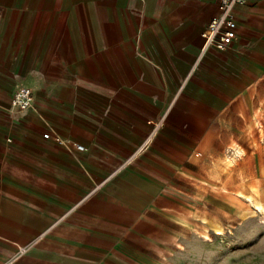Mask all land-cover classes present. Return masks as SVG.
Here are the masks:
<instances>
[{
	"label": "crops",
	"instance_id": "0c3cea01",
	"mask_svg": "<svg viewBox=\"0 0 264 264\" xmlns=\"http://www.w3.org/2000/svg\"><path fill=\"white\" fill-rule=\"evenodd\" d=\"M218 2L0 0V264L190 263L192 166L264 131V0L224 51Z\"/></svg>",
	"mask_w": 264,
	"mask_h": 264
},
{
	"label": "rangeland",
	"instance_id": "374dc122",
	"mask_svg": "<svg viewBox=\"0 0 264 264\" xmlns=\"http://www.w3.org/2000/svg\"><path fill=\"white\" fill-rule=\"evenodd\" d=\"M258 135L249 131L239 139L207 145L204 161L192 166L196 182L205 189L192 185L191 197L184 200V204L191 207L185 213L192 218L189 264H264V222L245 196L236 195L239 189L249 193L244 187L256 180L261 192L257 200L264 204V145L261 141L264 131ZM232 142L246 153L227 167L224 159L232 153ZM214 182L217 186L212 184ZM215 228H222L224 233L216 234ZM174 229L176 235L183 233L180 226ZM203 231H207L212 240H203L199 234Z\"/></svg>",
	"mask_w": 264,
	"mask_h": 264
},
{
	"label": "built area",
	"instance_id": "2783aa9c",
	"mask_svg": "<svg viewBox=\"0 0 264 264\" xmlns=\"http://www.w3.org/2000/svg\"><path fill=\"white\" fill-rule=\"evenodd\" d=\"M245 0H219L217 13L209 20L200 33L203 48H214L219 51L226 50L236 37L237 23L232 15V7L236 3ZM12 103L19 109H25L33 104V96L30 88L22 85L15 87L12 95ZM44 138L53 137L58 143L63 140L50 132L43 134ZM78 148L81 145L75 144Z\"/></svg>",
	"mask_w": 264,
	"mask_h": 264
},
{
	"label": "bare ground",
	"instance_id": "6f19581e",
	"mask_svg": "<svg viewBox=\"0 0 264 264\" xmlns=\"http://www.w3.org/2000/svg\"><path fill=\"white\" fill-rule=\"evenodd\" d=\"M230 145H231L230 150L232 151V153L224 159V163L227 167L232 166L234 164V161L237 159V157H241L246 153L245 149L238 147L236 143H232ZM244 188H247L249 193H245V190L239 189L237 191V196L239 197L245 196L250 201V203L253 204L254 210L259 212L260 221L264 222V204L260 203L258 201L259 199L257 200L258 196L261 195L258 182L256 180H251L248 182L247 187ZM215 232L217 234H223L224 230L222 228H215ZM199 234L205 240H212L211 236L208 234L207 231L199 232Z\"/></svg>",
	"mask_w": 264,
	"mask_h": 264
}]
</instances>
